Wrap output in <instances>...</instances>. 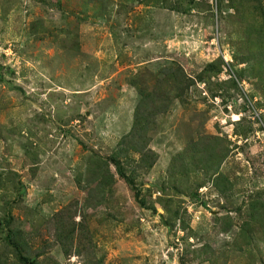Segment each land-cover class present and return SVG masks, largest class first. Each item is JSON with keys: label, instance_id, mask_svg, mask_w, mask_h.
Masks as SVG:
<instances>
[{"label": "rangeland", "instance_id": "374dc122", "mask_svg": "<svg viewBox=\"0 0 264 264\" xmlns=\"http://www.w3.org/2000/svg\"><path fill=\"white\" fill-rule=\"evenodd\" d=\"M19 253L264 264V0H0V264Z\"/></svg>", "mask_w": 264, "mask_h": 264}, {"label": "trees", "instance_id": "16d2710c", "mask_svg": "<svg viewBox=\"0 0 264 264\" xmlns=\"http://www.w3.org/2000/svg\"><path fill=\"white\" fill-rule=\"evenodd\" d=\"M182 81H180L181 83ZM178 83L177 86L180 84ZM174 90V88H173ZM139 109L137 108L135 111H134V122H133V125H132V128L130 130V132L127 134L128 137H135L134 140H138V136L142 133L143 131V124H146L143 120H142V115H139ZM139 115V116H138ZM145 134V133H143ZM128 137L125 136L124 140L118 142L117 146H116V150H115V153L112 155V156H109L108 157V161L111 163V165H113L115 167V169L117 170L118 169V173L119 174H122L119 172L120 170V166H119V163L117 162L116 160V157L120 156L121 154H126V146L127 144H132V142L134 141H130L128 140ZM135 150V149H133ZM151 159L150 163L145 165V167H150L152 166L154 160L152 157H149ZM123 176L124 180L128 183V185L135 191V196H137V191H136V188H133L132 186V181H130L128 179V177H126L125 175H121ZM18 259L21 260V262H24L26 264H36L34 261H31L25 257H23L21 255V253L18 254Z\"/></svg>", "mask_w": 264, "mask_h": 264}]
</instances>
